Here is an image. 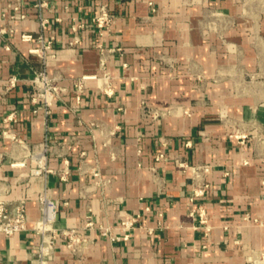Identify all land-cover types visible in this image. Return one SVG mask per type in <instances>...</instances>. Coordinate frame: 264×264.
Returning <instances> with one entry per match:
<instances>
[{"label": "crops", "instance_id": "crops-1", "mask_svg": "<svg viewBox=\"0 0 264 264\" xmlns=\"http://www.w3.org/2000/svg\"><path fill=\"white\" fill-rule=\"evenodd\" d=\"M12 1L0 0V25L13 30L0 33V78H17L6 92L0 83V203L10 211L24 200L28 229L0 233V264H244V247L264 248L255 169L241 163L244 151L194 73L197 63L209 77L212 55L197 19L182 11L205 3L40 0L49 19L43 33L54 37L47 74L64 88L43 110L31 79L44 64L21 39L39 31L38 0H24L22 19L11 17ZM102 5L111 19L97 25ZM7 130L27 148L3 136ZM45 133L64 144L52 153L36 147ZM38 155L52 172L30 174ZM63 157L66 181L56 174ZM40 194L60 202L56 225L84 238L73 247L58 238L50 259L39 256L33 228ZM130 214L139 217L123 230L120 219Z\"/></svg>", "mask_w": 264, "mask_h": 264}, {"label": "rangeland", "instance_id": "rangeland-1", "mask_svg": "<svg viewBox=\"0 0 264 264\" xmlns=\"http://www.w3.org/2000/svg\"><path fill=\"white\" fill-rule=\"evenodd\" d=\"M177 1L205 3L199 10L182 11L197 19L212 55L214 71L209 77L193 63L197 84L217 102L213 108L218 121L244 151L241 163L253 166L264 196V0ZM253 221L263 225L258 218ZM243 253L244 264H264V248L246 246Z\"/></svg>", "mask_w": 264, "mask_h": 264}, {"label": "built area", "instance_id": "built-area-1", "mask_svg": "<svg viewBox=\"0 0 264 264\" xmlns=\"http://www.w3.org/2000/svg\"><path fill=\"white\" fill-rule=\"evenodd\" d=\"M24 5V0H14L8 3V6L12 8L13 13L11 17L13 19H22L26 17V14L21 11ZM34 7L37 8L36 19L39 24V31L35 34L31 33H23L21 34V39L24 41H29L33 43V46L29 48V52L35 54L39 57L43 64L44 70L36 73L32 79L31 83L34 88V96L32 101L35 103H39L40 108L46 110V108L51 104V101L57 97H59L64 90V88L59 87L54 84L52 79L47 74V63L50 59L55 56L54 48H53V36H46L43 33V29L46 28L49 19L44 15L43 8H45L46 3L43 1H36L33 4ZM111 19V15L109 14L108 9L102 5L100 7V13L95 17V21L97 25H102L108 22ZM12 28H5L0 25V33L4 34L6 32H12ZM5 48L9 50V46L5 45ZM103 64V62H101ZM88 78V76H84L83 78ZM17 82V78L14 76L8 77L6 79L0 78V83L3 85V91L6 92L12 86H14ZM77 91L80 89L81 83L77 82ZM76 99H79V93L76 92ZM36 112L37 109H34ZM2 135L9 138L13 144L19 145L21 148H27L26 141L20 137L15 131L7 130L3 131ZM69 139L66 144H69L71 141ZM64 144L61 141L52 140L49 134L45 133L43 139L36 145V147H41L44 151L52 153L57 144ZM163 155L160 154V157ZM35 160L37 162V166L30 169V174L32 176L42 175L44 173L52 172L51 168H48L46 165L44 156H35ZM178 161V160H177ZM176 161V162H177ZM179 162V161H178ZM62 166L59 165L56 174L61 181L67 180V164L68 158L63 157L60 161ZM23 164V163H22ZM181 165V163L179 162ZM203 171H208V167H201ZM98 173H94L93 176H97ZM206 187H209L208 183H204L201 191H204ZM39 200L42 204L41 215L34 223V230L36 233L40 235V243H39V256L46 257V259L53 258L52 248L55 245V242L58 238H62L65 241V244L68 247H73V245L80 243L84 240V238L77 232L76 229L59 227L56 225L57 220V212L60 205V202L55 199L47 198L44 195H39ZM88 215L86 216V220L88 224H92L94 222V214L95 211L88 207ZM139 215H128L127 217H123L120 219V224L123 226V230L127 228H132L137 221ZM28 229L27 224V214H26V204L24 200H21L13 210H8L3 203H0V233H3L5 236H11L18 232H23ZM107 231L105 230L104 233ZM127 232L122 233V238L126 239L128 237ZM115 239V237H112ZM42 264H44V259L41 260Z\"/></svg>", "mask_w": 264, "mask_h": 264}]
</instances>
